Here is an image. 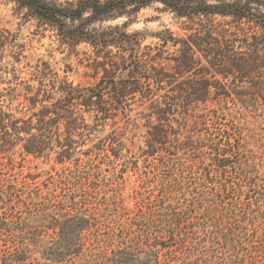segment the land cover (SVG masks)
<instances>
[{
	"label": "rangeland",
	"instance_id": "1",
	"mask_svg": "<svg viewBox=\"0 0 264 264\" xmlns=\"http://www.w3.org/2000/svg\"><path fill=\"white\" fill-rule=\"evenodd\" d=\"M24 14L11 0H0V32L9 35L0 47V91L14 75L34 88L43 80L53 101L63 82L98 83L102 58L91 47L70 49L50 26ZM230 21L213 19L234 25ZM192 28L154 3L132 18L127 32L142 34V48L161 44L162 31L187 38L195 33ZM160 48L158 63L173 71L171 59L180 46ZM196 56L203 68L197 66L194 85L189 74L160 89L151 83L152 99L135 94L125 109L111 108L102 121L78 109L89 127L72 135L71 154L64 160V133L60 145L53 138L41 155L27 154L17 143L0 146V264H112L113 251L138 237H148L161 264H264L259 245L264 240V76L209 73ZM188 89L201 100L184 104L179 94ZM109 97L104 99L114 105ZM153 100L163 108L170 105L163 120ZM17 104L11 103L12 113ZM7 105L5 100L4 110ZM77 208L100 222L93 229L101 254L97 262L84 259L85 251L72 257L56 252L52 217L75 215ZM93 231L85 234L86 248Z\"/></svg>",
	"mask_w": 264,
	"mask_h": 264
},
{
	"label": "trees",
	"instance_id": "2",
	"mask_svg": "<svg viewBox=\"0 0 264 264\" xmlns=\"http://www.w3.org/2000/svg\"><path fill=\"white\" fill-rule=\"evenodd\" d=\"M18 9L24 10L25 17H31L38 23L50 26L62 44L74 49L80 44L91 47L103 72L97 84L90 87H73L63 82L57 89L60 97L53 101L52 94L45 89L43 80H38L34 88L28 82L19 81L13 76L12 82L0 91V146L20 144L23 152L41 155L51 146L53 138L61 145L62 159L71 154L72 135L79 130H88L84 118L77 113L84 108L85 112H93L96 121L110 116L112 109H125L127 100L135 94L143 99H152L151 83L162 87L163 83L171 85L177 77L189 74L187 81L195 84V72L201 61L196 54L205 60L208 67L204 70L223 77H263L264 76V0H11ZM162 4L177 18H184L196 28L187 38H174L168 31H162L157 37L161 44L141 48L142 34L127 32L128 23L136 14L154 4ZM216 17L230 18V24L213 22ZM125 18L122 24H111ZM7 32H0V47L8 39ZM170 43L180 46L179 54L172 57L173 71H166L159 60L163 49ZM236 48V50H235ZM203 68V67H202ZM43 74V73H42ZM182 74V75H180ZM194 76V77H193ZM206 85L207 80H202ZM53 88H51L52 90ZM190 89V88H189ZM181 90V101L187 106L191 102L201 100V94L193 90ZM111 95L114 105L104 99ZM20 98L22 101L19 102ZM241 98V97H240ZM8 101L6 110L3 102ZM203 101V99H202ZM250 99L241 98V103H249ZM17 102L14 116L10 105ZM155 100L151 102L152 105ZM39 106L36 107V106ZM166 105V104H165ZM248 106V105H247ZM18 107L20 110L18 111ZM155 104V112L163 120L170 110ZM112 108V109H111ZM163 117V119H162ZM60 125L64 131H60ZM75 215L66 213L61 217H52L57 238L56 252L64 251L67 257L76 252H86L89 261H99L98 239L94 236V228L100 222L93 215L82 213ZM91 247H85L86 232L92 234ZM152 234L146 232V234ZM158 237L162 233L157 230ZM264 247V240L259 241ZM259 246V250H262ZM59 250V251H58ZM100 255V257H99ZM112 264H161L158 252L151 249L148 237L136 238L130 245L113 251ZM78 256V255H76ZM108 258V257H106ZM87 260V259H86Z\"/></svg>",
	"mask_w": 264,
	"mask_h": 264
}]
</instances>
